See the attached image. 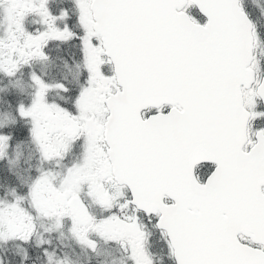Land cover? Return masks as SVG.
Listing matches in <instances>:
<instances>
[{
	"label": "snow or ice",
	"instance_id": "snow-or-ice-1",
	"mask_svg": "<svg viewBox=\"0 0 264 264\" xmlns=\"http://www.w3.org/2000/svg\"><path fill=\"white\" fill-rule=\"evenodd\" d=\"M0 264H264V0H0Z\"/></svg>",
	"mask_w": 264,
	"mask_h": 264
},
{
	"label": "rangeland",
	"instance_id": "rangeland-1",
	"mask_svg": "<svg viewBox=\"0 0 264 264\" xmlns=\"http://www.w3.org/2000/svg\"><path fill=\"white\" fill-rule=\"evenodd\" d=\"M73 260H76L77 259V257L75 256V255H73L72 257H71ZM81 260H83V257L81 256V257H79ZM109 259V261H111V257H109L108 258Z\"/></svg>",
	"mask_w": 264,
	"mask_h": 264
}]
</instances>
